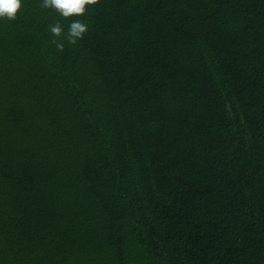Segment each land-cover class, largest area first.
Segmentation results:
<instances>
[{
  "label": "trees",
  "instance_id": "16d2710c",
  "mask_svg": "<svg viewBox=\"0 0 264 264\" xmlns=\"http://www.w3.org/2000/svg\"><path fill=\"white\" fill-rule=\"evenodd\" d=\"M0 21V264H264V0H99ZM88 32L63 52L48 25Z\"/></svg>",
  "mask_w": 264,
  "mask_h": 264
},
{
  "label": "clouds",
  "instance_id": "9594fccd",
  "mask_svg": "<svg viewBox=\"0 0 264 264\" xmlns=\"http://www.w3.org/2000/svg\"><path fill=\"white\" fill-rule=\"evenodd\" d=\"M99 0H42V9H51L65 20L72 17H83L88 7L95 6ZM23 8L22 0H0V21H15ZM48 31L52 35L51 43L57 51L63 52L65 44L69 47L78 45L88 32V25L82 20H73L65 31L59 21L48 25Z\"/></svg>",
  "mask_w": 264,
  "mask_h": 264
}]
</instances>
